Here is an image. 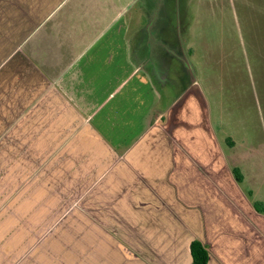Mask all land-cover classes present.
I'll return each instance as SVG.
<instances>
[{
    "label": "crops",
    "instance_id": "crops-1",
    "mask_svg": "<svg viewBox=\"0 0 264 264\" xmlns=\"http://www.w3.org/2000/svg\"><path fill=\"white\" fill-rule=\"evenodd\" d=\"M132 1L0 0V264H264V197Z\"/></svg>",
    "mask_w": 264,
    "mask_h": 264
},
{
    "label": "rangeland",
    "instance_id": "rangeland-1",
    "mask_svg": "<svg viewBox=\"0 0 264 264\" xmlns=\"http://www.w3.org/2000/svg\"><path fill=\"white\" fill-rule=\"evenodd\" d=\"M132 2V20L145 5L144 25L151 20L159 25L158 35L146 29L143 38L167 47L164 53L152 42L146 46L150 55L160 53L157 68L165 77L159 84L154 76L156 84L165 85L170 97L180 95L192 80L201 86L218 138L230 137L236 144L232 162L246 171L244 188L254 189L255 199L264 197V0ZM152 6L156 9L149 11Z\"/></svg>",
    "mask_w": 264,
    "mask_h": 264
},
{
    "label": "trees",
    "instance_id": "trees-1",
    "mask_svg": "<svg viewBox=\"0 0 264 264\" xmlns=\"http://www.w3.org/2000/svg\"><path fill=\"white\" fill-rule=\"evenodd\" d=\"M232 173L234 175L236 182L240 183L242 181V176L239 170L233 169ZM253 207L259 213H263L264 211L262 205L259 203H253ZM189 251L191 255V264H207L208 252L199 240H193L190 243Z\"/></svg>",
    "mask_w": 264,
    "mask_h": 264
}]
</instances>
